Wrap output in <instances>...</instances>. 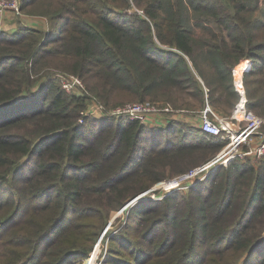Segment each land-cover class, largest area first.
Returning a JSON list of instances; mask_svg holds the SVG:
<instances>
[{"label": "trees", "instance_id": "16d2710c", "mask_svg": "<svg viewBox=\"0 0 264 264\" xmlns=\"http://www.w3.org/2000/svg\"><path fill=\"white\" fill-rule=\"evenodd\" d=\"M20 12L45 27L0 30V264H82L105 240L99 264H264V157L154 199L227 138L109 114L150 101L229 115L246 59V105L264 119V0H20ZM65 74L84 88L65 91Z\"/></svg>", "mask_w": 264, "mask_h": 264}, {"label": "built area", "instance_id": "2783aa9c", "mask_svg": "<svg viewBox=\"0 0 264 264\" xmlns=\"http://www.w3.org/2000/svg\"><path fill=\"white\" fill-rule=\"evenodd\" d=\"M7 11L18 16L21 15L20 0H0V16ZM246 61L247 64H245L244 69L248 66V60ZM61 85L67 92L77 91L83 87L81 80L74 75L62 77ZM234 88L239 93V99L232 107L229 115L219 116L208 103L197 113L202 131L211 135L223 134L227 138L225 144L209 160L169 179L168 181L176 180L178 184L169 190L177 189L183 182L194 179L210 168H215L221 164L226 165L235 156L254 154L256 157H264V119L247 107L241 76L238 81L236 77L234 78ZM157 104L151 102L125 103L111 109L109 114L115 116L126 115L130 119L149 125L154 123H156L154 125H159L170 121L172 108L169 105L162 107ZM102 109L101 105H96L92 110L102 114ZM250 146L251 148H244ZM202 178L201 176L199 179ZM161 184L162 181L159 185Z\"/></svg>", "mask_w": 264, "mask_h": 264}, {"label": "rangeland", "instance_id": "374dc122", "mask_svg": "<svg viewBox=\"0 0 264 264\" xmlns=\"http://www.w3.org/2000/svg\"><path fill=\"white\" fill-rule=\"evenodd\" d=\"M5 13H7V14H10V15H12V17L11 18H13V19H16V17H20V15L18 16V15H15V14H13L12 12H10V11H7V12H5ZM3 16H5V14L4 15H2V16H0V21H2V19H3ZM4 22H5V19L3 20ZM12 22V20H10L9 22H7L6 21V23H11ZM34 28H41V26H35ZM244 61H246V59H243V60H241L240 61V63H242V62H244ZM239 63V64H240ZM246 64H247V61H246ZM245 67H246V65H245ZM244 67V68H245ZM244 70L245 69H243V71H242V74H241V78L243 79V72H244ZM69 75H74V74H65V75H63V77L64 76H69ZM74 76H76V75H74ZM76 77H78V76H76ZM79 78V77H78ZM234 78H235V76H234ZM80 79V78H79ZM81 80V79H80ZM81 82H82V80H81ZM242 82H243V80H242ZM82 85H83V87L81 88V89H83L84 88V84H83V82H82ZM81 89H79V90H77V91H72L73 93L74 92H80V90ZM84 92H81V93H76V94H83ZM86 93V92H85ZM135 102V101H134ZM145 102H150V101H145ZM89 104H88V107H90L91 109H94V107L96 106V105H101L95 98H90L89 99V102H88ZM151 103H153V102H151ZM153 104H157V103H153ZM157 105H159V106H165V105H161V104H157ZM166 105H169V104H166ZM170 106V105H169ZM171 107V106H170ZM216 112V111H215ZM219 116H225L223 113H220V112H216ZM171 116H172V119H177V120H181L182 121V123L185 125V126H188L189 125V127H191V126H195L196 127V124H198V114L197 113H195V112H173V114H171ZM171 116H170V118H171ZM173 117H175V118H173ZM241 157H243V156H241ZM212 170V168H210V169H208V170H206V171H204L203 173H200L199 174V176H197V177H195L194 179H190L189 181H186V182H183L177 189H173V190H177V191H182V192H187V190L190 188V186H192L194 183H197V182H199V181H202L201 179H199L201 176L204 178L205 176H207V174L210 172ZM185 172H187V171H185ZM181 173H184V172H181ZM181 173H179V174H181ZM179 174H176L175 176H177V175H179ZM174 176V177H175ZM173 178V177H172ZM171 177H168V178H165V179H163L162 180V182H164V181H167V180H169V179H172ZM178 184H177V182H176V180H173V181H168V183L167 184H165V183H163L162 184V186H159V183H157V184H155L153 187H152V189L150 188L149 190H147V191H151V190H157V191H155V192H152L151 193V197L152 198H154V199H161L162 197H163V195L164 194H167V193H169V192H171V191H173V190H169V189H171V188H173V187H176ZM145 193H147V192H145ZM144 193V194H145ZM138 195H143L142 193L141 194H138ZM124 213H123V209H121V210H119L118 212H117V216H115L114 214L112 215V217H111V219H110V221L108 222V224H107V229H113L115 226H120L122 223H123V221H124ZM116 217H118V219H117V223H113V220L116 218ZM96 248V249H95ZM95 251H91L90 252V254H89V256L91 255V253H92V260H91V262H90V264H99L100 263V261L102 260V258H103V255H104V253H105V248H106V240H105V242L101 245V243L99 242V243H97L96 244V246H95ZM88 256V257H89ZM87 257V258H88ZM86 258V259H87ZM86 259L83 261V263L82 264H85V261H86Z\"/></svg>", "mask_w": 264, "mask_h": 264}, {"label": "crops", "instance_id": "0c3cea01", "mask_svg": "<svg viewBox=\"0 0 264 264\" xmlns=\"http://www.w3.org/2000/svg\"><path fill=\"white\" fill-rule=\"evenodd\" d=\"M11 17H12V15L5 13V16H3L2 21H0V30L4 29V30H7L9 32H12L21 26H24V27L25 26L26 27L41 26L42 28L45 27V19L40 17V16H33V15H28V14L22 13L20 15V17H16V19H13ZM4 19H5V22L3 21ZM10 20H12L11 23H6V21L9 22ZM171 114H173V112ZM154 124H156V123H154ZM154 124H152V125H154Z\"/></svg>", "mask_w": 264, "mask_h": 264}, {"label": "water", "instance_id": "95a60500", "mask_svg": "<svg viewBox=\"0 0 264 264\" xmlns=\"http://www.w3.org/2000/svg\"><path fill=\"white\" fill-rule=\"evenodd\" d=\"M153 188H154V187H153ZM140 196H141V195H138V196H136V197H134V198L128 200V201L124 204V206H123L122 208H124L127 204H130V203L134 202V201L137 200V198H139ZM122 208H121V209H122Z\"/></svg>", "mask_w": 264, "mask_h": 264}]
</instances>
